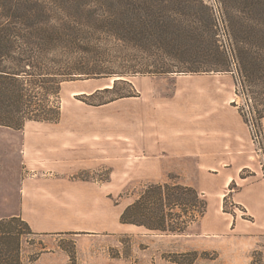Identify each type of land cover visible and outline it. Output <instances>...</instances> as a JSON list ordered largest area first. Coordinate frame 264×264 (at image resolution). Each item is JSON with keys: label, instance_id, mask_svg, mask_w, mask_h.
Here are the masks:
<instances>
[{"label": "rangeland", "instance_id": "obj_1", "mask_svg": "<svg viewBox=\"0 0 264 264\" xmlns=\"http://www.w3.org/2000/svg\"><path fill=\"white\" fill-rule=\"evenodd\" d=\"M204 1L228 55L227 70L76 75L61 83L58 121L24 124L22 129L75 130L83 146L76 147L70 168L28 169L20 156V131L0 125V169L6 172L0 181L9 196L4 205L14 206L21 175L67 176L85 182V188L101 187L105 195L90 200L89 215H74L103 230L32 232L22 238L23 261L59 246L67 264H264V116L258 119L251 111L256 102L238 81L229 36L230 23L236 27L245 5L243 0ZM98 39L104 71L170 62L154 47H130L105 34ZM119 78L125 81L113 87ZM171 117L193 124L176 129L167 123ZM152 183L193 187L206 199V211L183 233L121 222L124 207ZM70 199L75 206L89 203L74 193Z\"/></svg>", "mask_w": 264, "mask_h": 264}, {"label": "trees", "instance_id": "obj_2", "mask_svg": "<svg viewBox=\"0 0 264 264\" xmlns=\"http://www.w3.org/2000/svg\"><path fill=\"white\" fill-rule=\"evenodd\" d=\"M243 4L236 27L229 25L231 51L238 60V81L254 98L251 111L260 119L264 0ZM214 26L204 0H0V125L22 129L27 121H58L61 83L76 75L227 70L228 55ZM103 34L130 47H154L170 62L140 70H101L96 45ZM123 81L115 79L113 87ZM206 205L191 186L152 183L124 207L120 221L183 233L204 214ZM30 233L20 216L0 218V264H26L21 242Z\"/></svg>", "mask_w": 264, "mask_h": 264}, {"label": "crops", "instance_id": "obj_3", "mask_svg": "<svg viewBox=\"0 0 264 264\" xmlns=\"http://www.w3.org/2000/svg\"><path fill=\"white\" fill-rule=\"evenodd\" d=\"M167 123L176 129L193 124L191 121L186 122L176 117L169 118ZM200 124L203 125L201 122ZM12 130L20 131V156L21 160L30 167L28 169L54 172L61 167L70 168L69 161L73 162L76 147L80 149L83 146V143L76 140V133L73 129L54 126ZM104 141L103 139L98 140L99 145H101V142L104 144ZM89 142L96 143V140H90ZM4 172L5 170L0 169L1 175H6V172ZM2 181H0V218L20 216L35 235L47 236L54 233H59L58 235H64L65 233L82 235L83 233H94L103 230L102 227H95V225L93 226L88 222L83 224L74 216L90 214V200L105 196L101 187H98V189L95 186H90V189L85 188V182L70 181L67 176L48 175L32 178L21 175L20 178H17L16 202L14 206H6L4 205L5 199L9 196L7 195L8 192L4 190L5 187ZM73 193L78 194L82 199H88L89 203L75 206L70 202V195ZM67 216L70 218L68 219ZM65 217L67 219H64ZM233 229H237V227H233ZM29 258L26 257L24 262L31 264H67L68 255L57 246L39 252L32 261Z\"/></svg>", "mask_w": 264, "mask_h": 264}]
</instances>
